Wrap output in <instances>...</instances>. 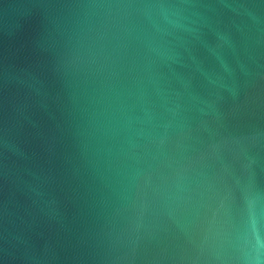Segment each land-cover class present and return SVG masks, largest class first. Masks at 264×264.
Listing matches in <instances>:
<instances>
[{"label": "water", "instance_id": "water-1", "mask_svg": "<svg viewBox=\"0 0 264 264\" xmlns=\"http://www.w3.org/2000/svg\"><path fill=\"white\" fill-rule=\"evenodd\" d=\"M0 264H264V0H0Z\"/></svg>", "mask_w": 264, "mask_h": 264}]
</instances>
